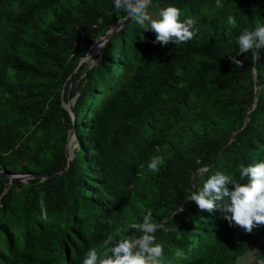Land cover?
Wrapping results in <instances>:
<instances>
[{"label":"trees","instance_id":"16d2710c","mask_svg":"<svg viewBox=\"0 0 264 264\" xmlns=\"http://www.w3.org/2000/svg\"><path fill=\"white\" fill-rule=\"evenodd\" d=\"M220 3L152 0L154 17L175 6L196 20L187 43L161 46L113 0H0V264H82L149 210L169 228L155 234L160 264H238L251 249L249 264L264 259V227L245 233L187 201L200 170L238 176L264 161V49L238 56L242 67L225 56L264 22V0Z\"/></svg>","mask_w":264,"mask_h":264},{"label":"clouds","instance_id":"9594fccd","mask_svg":"<svg viewBox=\"0 0 264 264\" xmlns=\"http://www.w3.org/2000/svg\"><path fill=\"white\" fill-rule=\"evenodd\" d=\"M113 4L117 12L125 14L123 19L131 20L144 31L155 33V44L179 45L187 43L195 35L196 20L189 17L181 21V11L175 6L161 8L154 17L149 13L152 0H113ZM216 6L222 7L220 0H216ZM227 22L234 26L235 17L228 15ZM253 24V28H244L236 38L235 54H225L238 67L243 66V61L237 59L238 56L251 53L253 59L258 61L259 50L264 49V22L253 18ZM67 142V154L71 159L72 154L68 151L69 136ZM162 163L161 158L153 157L147 167L152 172H157ZM206 171L207 169H202L197 173L201 187L191 191L187 201L194 202L199 210L208 213L219 209L230 227H239L245 233L251 234L253 229L264 227V161L247 166L238 165V176L216 171L205 178ZM182 210L181 207L179 212ZM127 228L134 230L133 234L121 236V230H117L108 235L101 245L104 249L102 255L97 248H89L82 264H160L164 249L157 242L155 234L158 231L168 232L166 223L154 222L149 210L142 223H131ZM256 264H264V259H259Z\"/></svg>","mask_w":264,"mask_h":264},{"label":"water","instance_id":"95a60500","mask_svg":"<svg viewBox=\"0 0 264 264\" xmlns=\"http://www.w3.org/2000/svg\"><path fill=\"white\" fill-rule=\"evenodd\" d=\"M121 25V22H119L118 24L114 25L112 28H110L109 30H107L102 36H99L97 38V40H95L89 50L87 51V53L85 54L84 58L87 57V55H89V53L91 52L92 50V47L94 44H96L98 46V49L97 51L99 50V48L102 46V44L105 42V40L110 37L114 31ZM79 60L75 63V68L77 67V65L79 64ZM69 90L70 88H68V93H67V102L65 104L66 106V109L68 110V112L71 114V117H72V113H71V107H72V102H71V99L69 97ZM68 143V142H67ZM65 144V152H66V161L67 163L70 161V157L69 155L67 154V145L68 144ZM29 177H32V176H29L27 174H22V175H19V174H14V175H8V178L11 180V179H16V180H20V181H24L25 179L29 178ZM45 176H42V178H44Z\"/></svg>","mask_w":264,"mask_h":264},{"label":"rangeland","instance_id":"374dc122","mask_svg":"<svg viewBox=\"0 0 264 264\" xmlns=\"http://www.w3.org/2000/svg\"><path fill=\"white\" fill-rule=\"evenodd\" d=\"M95 52H96V50L93 51V52H90L89 55H87V57L84 58V60L86 59V60H90L91 61L92 60L91 58H92V56L94 55ZM72 139H73V135L70 134L69 135V147H68V151H69L70 154H71V149H70L71 145L70 144H71ZM253 252H254L253 249H251L248 252H246L244 255H242L238 259L237 263L238 264H249L254 259Z\"/></svg>","mask_w":264,"mask_h":264}]
</instances>
